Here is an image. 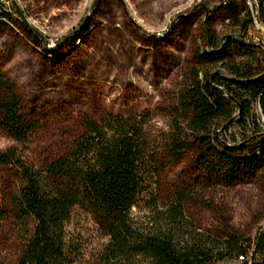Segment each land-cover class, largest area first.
<instances>
[{"label":"rangeland","instance_id":"1","mask_svg":"<svg viewBox=\"0 0 264 264\" xmlns=\"http://www.w3.org/2000/svg\"><path fill=\"white\" fill-rule=\"evenodd\" d=\"M232 1L236 10L228 0H0V11L12 18L0 24V69L33 126L27 142L0 128V151L13 149L40 165L65 155L89 119L141 116L156 175L133 208L134 224L153 229L156 214L148 201L155 198L166 210L182 195L189 230L220 239L236 235L253 245L264 232V157L255 173H237L229 182L201 164L194 136L179 158L172 144L188 134L179 100L195 73L229 75L222 62L200 65L199 51L225 46L227 65L252 61L264 68V11L257 0ZM230 36L242 38L250 50ZM4 94L0 87V100ZM257 122L264 128L259 108ZM225 126L216 122L218 131ZM236 130L229 127L227 135ZM22 186L16 167L0 165V264L16 262L31 232L17 217ZM67 232L76 264H124L110 249L107 224L93 214L78 210ZM247 260L254 264L252 255Z\"/></svg>","mask_w":264,"mask_h":264},{"label":"trees","instance_id":"2","mask_svg":"<svg viewBox=\"0 0 264 264\" xmlns=\"http://www.w3.org/2000/svg\"><path fill=\"white\" fill-rule=\"evenodd\" d=\"M225 4L236 10L232 0ZM257 4L264 11V0ZM6 19L12 20L11 15L1 10L0 24ZM230 42L250 50L242 38L230 36ZM228 55L225 46L213 44L197 53L200 65L222 62L229 75L206 71L200 77L195 73L194 82L179 100L187 114L188 134L177 136L172 144L179 158L194 136L200 143L201 164L232 182L237 173H255L262 165L264 128L257 120L258 108L264 113V68H254L252 61L227 65ZM0 87L5 90L0 100V128L16 141H29L33 126L24 116L15 85L4 78L1 69ZM117 95L115 91L114 99ZM217 121L226 125L224 131L216 129ZM231 126L237 130L227 135ZM247 150L249 154L243 155ZM155 163L141 116L107 114L99 120L89 119L65 155L40 165L27 163L13 149L0 151V165L20 172L23 186L17 196V217L31 231L13 264H76L67 227L78 210L107 224L110 249L124 264H218L241 257L243 261L234 264H248L250 255L254 264H264V232L251 245L236 235L220 239L189 230L182 195L166 210L152 198L148 207L156 214V226L146 230L135 225L133 208L140 206L153 183Z\"/></svg>","mask_w":264,"mask_h":264},{"label":"built area","instance_id":"3","mask_svg":"<svg viewBox=\"0 0 264 264\" xmlns=\"http://www.w3.org/2000/svg\"><path fill=\"white\" fill-rule=\"evenodd\" d=\"M241 259H243V257H241Z\"/></svg>","mask_w":264,"mask_h":264}]
</instances>
